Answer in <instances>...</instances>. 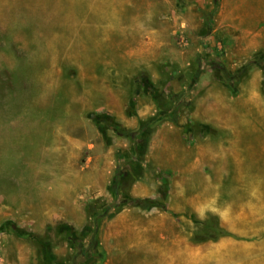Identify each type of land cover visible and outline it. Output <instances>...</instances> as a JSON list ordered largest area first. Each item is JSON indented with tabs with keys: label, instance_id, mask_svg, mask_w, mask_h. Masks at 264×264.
I'll return each instance as SVG.
<instances>
[{
	"label": "rangeland",
	"instance_id": "1",
	"mask_svg": "<svg viewBox=\"0 0 264 264\" xmlns=\"http://www.w3.org/2000/svg\"><path fill=\"white\" fill-rule=\"evenodd\" d=\"M263 55L264 0H0V264H264Z\"/></svg>",
	"mask_w": 264,
	"mask_h": 264
},
{
	"label": "crops",
	"instance_id": "2",
	"mask_svg": "<svg viewBox=\"0 0 264 264\" xmlns=\"http://www.w3.org/2000/svg\"><path fill=\"white\" fill-rule=\"evenodd\" d=\"M143 42V46L145 47V49H148L150 46V35H148V39L142 40ZM141 49V48H139ZM141 51V50H140ZM140 51L138 50L139 53V57L140 55ZM140 59V58H139ZM141 62H143L142 64H145L149 62V60H141ZM195 64V62H193ZM141 64V65H142ZM195 66V65H194ZM203 75H199V81L195 82V86L198 85V83H200L202 81V77ZM167 139V140H166ZM168 138L166 135L162 134L160 136V139L155 140L154 144H152L151 150H150V158L152 161V165L156 166L157 169H159L160 171H169L172 173H176L178 174L181 171V166L180 165H184L185 166V171L186 170H191L195 164H197V158L196 157H180L177 155L176 151L174 153H172V155H170V146L168 144ZM139 164V162H138ZM145 163H141V165L143 166ZM187 165V166H186ZM146 166V165H145ZM141 177H136V178H126V180L129 181L127 185V188H125L123 185L120 186V192L124 195V196H135V197H139V196H147L149 195L145 189L142 186V182H141ZM129 186V187H128ZM132 211H130L129 209H127V211L123 212V215H129V213L126 212H134V213H139L140 216L141 215H145V212L143 210H141L138 207H132L131 209ZM141 220L138 221V223H140ZM133 222V226L137 227L136 224H134L136 221L132 220ZM143 224H139V227H142ZM144 242V241H141Z\"/></svg>",
	"mask_w": 264,
	"mask_h": 264
},
{
	"label": "trees",
	"instance_id": "3",
	"mask_svg": "<svg viewBox=\"0 0 264 264\" xmlns=\"http://www.w3.org/2000/svg\"><path fill=\"white\" fill-rule=\"evenodd\" d=\"M214 2L216 4L217 3V0H214ZM255 63L256 64H259L261 66L262 70L264 71V55L261 56V57H259L255 61ZM173 109L174 108L172 107L171 104L166 107L168 119L171 122L175 123L176 122V116H175L174 113H172L173 112ZM145 126H143L141 128V131H139L137 134H141V132L145 128ZM118 187H119V178L116 179V182H115L114 187H113V192H114V194L116 196H117V193H118ZM147 202H151L152 203V201H150L149 199H122V200L116 199L115 200V203L113 204L112 207H118V206H120L121 204H124V203L141 204V203H147ZM201 224H202V226H201L202 227V230H203V232L205 234H207V233H209L211 231H214V233H212L211 235H205L203 237H200L197 234V236L194 237V241L195 242H201V241H206V240H216L220 236H223V235L226 234V232L223 231V229L220 227V225L217 224V219H216L215 216L214 217L213 216L210 217L208 220L203 221Z\"/></svg>",
	"mask_w": 264,
	"mask_h": 264
},
{
	"label": "bare ground",
	"instance_id": "4",
	"mask_svg": "<svg viewBox=\"0 0 264 264\" xmlns=\"http://www.w3.org/2000/svg\"><path fill=\"white\" fill-rule=\"evenodd\" d=\"M239 168V167H238ZM248 213L253 214L254 212L251 210H248ZM247 213V214H248ZM249 215V214H248ZM243 245H231L226 244L225 247H223L221 253L218 252L215 254V258L211 256V260L214 264H234L237 260H240L241 262L238 264H253L255 262L248 261L249 253L247 249L244 251ZM247 252V253H246ZM186 260L182 259L181 263H185Z\"/></svg>",
	"mask_w": 264,
	"mask_h": 264
},
{
	"label": "built area",
	"instance_id": "5",
	"mask_svg": "<svg viewBox=\"0 0 264 264\" xmlns=\"http://www.w3.org/2000/svg\"><path fill=\"white\" fill-rule=\"evenodd\" d=\"M179 37H180V38H179L180 42L184 43V45H185L186 42H185V38H184V36H183V35H180Z\"/></svg>",
	"mask_w": 264,
	"mask_h": 264
}]
</instances>
